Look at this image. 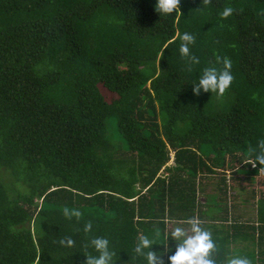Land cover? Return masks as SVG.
<instances>
[{
	"label": "trees",
	"instance_id": "trees-1",
	"mask_svg": "<svg viewBox=\"0 0 264 264\" xmlns=\"http://www.w3.org/2000/svg\"><path fill=\"white\" fill-rule=\"evenodd\" d=\"M155 4L0 0V264H83L98 255L84 247L93 236L109 239L114 264H147L134 247L156 227L150 250L168 264L176 242L163 232L191 217L212 233L217 264H264V191L237 204L224 176L215 190L204 182L264 174L250 164L264 139V0H181L166 16ZM184 32L200 60L190 72ZM217 55L231 59L232 85L194 95ZM247 196L255 216L243 220Z\"/></svg>",
	"mask_w": 264,
	"mask_h": 264
},
{
	"label": "clouds",
	"instance_id": "clouds-1",
	"mask_svg": "<svg viewBox=\"0 0 264 264\" xmlns=\"http://www.w3.org/2000/svg\"><path fill=\"white\" fill-rule=\"evenodd\" d=\"M202 3L207 5L211 0H202ZM181 0H156L155 10L160 15H171L173 13L181 14ZM234 12L232 7H226L221 13V19H227ZM181 43L179 52L181 58L185 60L187 71H192L193 65H198L200 60L195 55L191 54L190 46L195 44V36L188 32H184L179 37ZM215 65L205 67L197 83L193 84L192 91L194 95L199 96L201 92L216 93L217 97H222L227 89L230 88L234 81V76L231 72L232 61L229 57L216 56ZM255 98V97H253ZM254 160L250 162L253 168L257 163L264 169V139L257 142L255 148L251 150ZM63 215L66 219L71 220L76 218L79 220L82 213L78 209L63 210ZM180 225H186L180 226ZM92 222L88 221L83 228V231L88 234L92 231ZM162 235L161 229L156 227L153 236L141 235L138 237L134 247V252L138 257H144L147 264H165L163 255L150 250L156 240ZM163 237L167 241L169 237L176 242L175 251L168 256V264H217L216 256L219 254V246L212 238V233L202 226V221L197 217H191L178 223L171 231L165 228ZM63 247H74L75 241L71 237H64L58 241ZM85 249L91 247L98 255H92L86 251L83 264H114L113 257L116 253L110 248V241L105 237L93 236ZM170 251V249H168ZM225 264H253L252 260L246 255L235 254L227 258Z\"/></svg>",
	"mask_w": 264,
	"mask_h": 264
},
{
	"label": "rangeland",
	"instance_id": "rangeland-1",
	"mask_svg": "<svg viewBox=\"0 0 264 264\" xmlns=\"http://www.w3.org/2000/svg\"><path fill=\"white\" fill-rule=\"evenodd\" d=\"M171 156H170V160L168 162V164H173V156H172V151L170 152ZM162 171V169L160 170V172ZM220 176H224L226 178L227 184L229 186H231L230 192L229 194L233 195V193L235 195H238L239 197L237 198H233V200L235 201V203H240V199L241 198H246V194L250 191V190H254L255 193V198H258L259 196H261V193L264 191V174L263 172H259L256 175H250V178L245 179L242 175H236L231 173L229 170H226L225 174H212V175H208L205 176L204 182L206 183L207 186V190L211 191V190H215L217 188V183L219 182V177ZM244 187V191L243 192H239L238 188L239 187ZM233 193H232V192ZM232 197V196H231ZM250 197V196H249ZM247 196V202L240 206L239 209L235 210V214L240 213L241 214V218L243 220H246L248 218L253 219L255 216V206H254V201L255 199H253V197L249 198ZM241 208L243 210H241ZM243 216V217H242ZM169 223V227L168 229L172 230L175 225L173 224L174 222L170 221ZM180 226H185L186 225H180Z\"/></svg>",
	"mask_w": 264,
	"mask_h": 264
},
{
	"label": "crops",
	"instance_id": "crops-1",
	"mask_svg": "<svg viewBox=\"0 0 264 264\" xmlns=\"http://www.w3.org/2000/svg\"><path fill=\"white\" fill-rule=\"evenodd\" d=\"M241 204V203H240Z\"/></svg>",
	"mask_w": 264,
	"mask_h": 264
}]
</instances>
